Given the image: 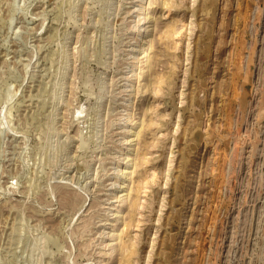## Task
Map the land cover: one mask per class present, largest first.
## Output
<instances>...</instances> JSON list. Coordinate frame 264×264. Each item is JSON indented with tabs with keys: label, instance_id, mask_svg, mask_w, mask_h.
<instances>
[{
	"label": "rangeland",
	"instance_id": "obj_1",
	"mask_svg": "<svg viewBox=\"0 0 264 264\" xmlns=\"http://www.w3.org/2000/svg\"><path fill=\"white\" fill-rule=\"evenodd\" d=\"M0 264H264V0H0Z\"/></svg>",
	"mask_w": 264,
	"mask_h": 264
},
{
	"label": "bare ground",
	"instance_id": "obj_2",
	"mask_svg": "<svg viewBox=\"0 0 264 264\" xmlns=\"http://www.w3.org/2000/svg\"><path fill=\"white\" fill-rule=\"evenodd\" d=\"M166 38H167V37H166ZM168 39H170V38H168ZM126 248H127V247H126ZM126 252H127V251H126ZM126 263H128L127 260H126Z\"/></svg>",
	"mask_w": 264,
	"mask_h": 264
}]
</instances>
